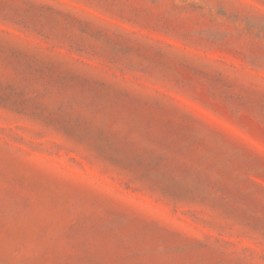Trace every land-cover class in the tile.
<instances>
[{
	"label": "rangeland",
	"instance_id": "obj_1",
	"mask_svg": "<svg viewBox=\"0 0 264 264\" xmlns=\"http://www.w3.org/2000/svg\"><path fill=\"white\" fill-rule=\"evenodd\" d=\"M0 264H264V0H0Z\"/></svg>",
	"mask_w": 264,
	"mask_h": 264
}]
</instances>
